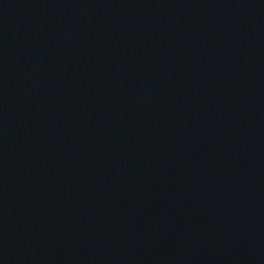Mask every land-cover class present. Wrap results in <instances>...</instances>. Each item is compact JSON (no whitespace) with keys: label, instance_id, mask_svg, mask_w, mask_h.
<instances>
[{"label":"water","instance_id":"95a60500","mask_svg":"<svg viewBox=\"0 0 264 264\" xmlns=\"http://www.w3.org/2000/svg\"><path fill=\"white\" fill-rule=\"evenodd\" d=\"M0 264H264V0H0Z\"/></svg>","mask_w":264,"mask_h":264}]
</instances>
